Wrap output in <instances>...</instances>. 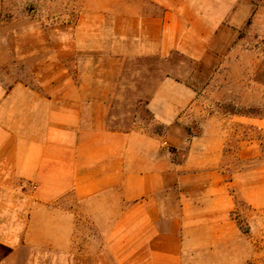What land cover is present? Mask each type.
I'll return each instance as SVG.
<instances>
[{"label":"crops","instance_id":"0c3cea01","mask_svg":"<svg viewBox=\"0 0 264 264\" xmlns=\"http://www.w3.org/2000/svg\"><path fill=\"white\" fill-rule=\"evenodd\" d=\"M253 13L251 0H89L48 73L0 82V264H79L86 218L47 217L64 202L98 228L92 264H222L239 234L214 105L264 106V83L241 103L220 88Z\"/></svg>","mask_w":264,"mask_h":264},{"label":"rangeland","instance_id":"374dc122","mask_svg":"<svg viewBox=\"0 0 264 264\" xmlns=\"http://www.w3.org/2000/svg\"><path fill=\"white\" fill-rule=\"evenodd\" d=\"M88 1L0 0L2 85L8 87L18 81L33 83L39 73H48L57 62V43L63 37H70L73 27L87 11ZM251 2L254 13L246 26L239 30L240 60L229 62L219 72L223 78L220 88L228 96L234 93L240 103L252 80L264 83V0ZM255 87L257 98L263 96L264 90ZM214 108L223 121L225 179L230 182L228 186L233 197L231 218L239 234L230 247H225L222 264H264V126H249L232 117V114L252 113L257 118H264V106H237L228 97L215 102ZM190 132L200 134L201 130L195 126ZM64 203L67 210L51 206L47 217L53 219L52 222L57 218H86L76 225L75 233L84 238L80 242L84 252L78 262L92 264L95 259L87 256L88 236H98V228L88 225L85 209L76 206L73 210L71 202ZM50 229L56 233L54 225ZM67 229L71 232V227ZM201 260L212 264L211 259Z\"/></svg>","mask_w":264,"mask_h":264}]
</instances>
